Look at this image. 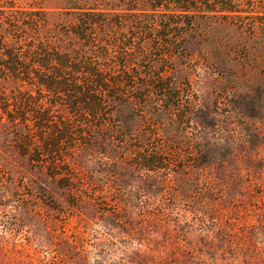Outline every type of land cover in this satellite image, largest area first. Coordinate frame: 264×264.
<instances>
[{
  "label": "trees",
  "instance_id": "16d2710c",
  "mask_svg": "<svg viewBox=\"0 0 264 264\" xmlns=\"http://www.w3.org/2000/svg\"><path fill=\"white\" fill-rule=\"evenodd\" d=\"M57 1L0 0V208L37 248L83 264L87 224L120 220L98 201L106 185L123 208H171L200 189L174 167L258 141L264 0Z\"/></svg>",
  "mask_w": 264,
  "mask_h": 264
},
{
  "label": "rangeland",
  "instance_id": "374dc122",
  "mask_svg": "<svg viewBox=\"0 0 264 264\" xmlns=\"http://www.w3.org/2000/svg\"><path fill=\"white\" fill-rule=\"evenodd\" d=\"M1 1L24 7L58 4L57 0ZM254 126L258 141L237 145L228 158L174 167L200 182V189L188 193L190 201L138 213L123 208L121 200L111 196H118V189L106 185L98 201L120 220L113 228L98 220L87 224L83 238L76 241L83 264H264V109ZM171 172L163 171L167 182ZM162 201L171 205L172 195L164 192ZM191 201L202 206L192 209ZM8 211L0 208V264H27V253L34 256L30 264H42L36 256L48 264H66L54 251L30 243L25 228L9 223ZM74 224L75 217L64 219L68 233Z\"/></svg>",
  "mask_w": 264,
  "mask_h": 264
}]
</instances>
